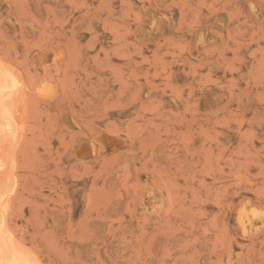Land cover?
I'll return each mask as SVG.
<instances>
[{
  "label": "rangeland",
  "instance_id": "rangeland-1",
  "mask_svg": "<svg viewBox=\"0 0 264 264\" xmlns=\"http://www.w3.org/2000/svg\"><path fill=\"white\" fill-rule=\"evenodd\" d=\"M0 60L40 264H264V0H0Z\"/></svg>",
  "mask_w": 264,
  "mask_h": 264
},
{
  "label": "bare ground",
  "instance_id": "bare-ground-1",
  "mask_svg": "<svg viewBox=\"0 0 264 264\" xmlns=\"http://www.w3.org/2000/svg\"><path fill=\"white\" fill-rule=\"evenodd\" d=\"M1 60H0V264H40L36 255L29 248H27L21 241H19L15 237V235L9 230L5 219L6 215H4L6 204L8 206L10 201L9 198L13 196L12 194L14 193L15 187H17L16 157L18 155L17 154L19 150L18 147H20L19 144L21 143V140L23 138L22 136L24 133L23 131H25L24 127L25 126L27 127V125H25L26 124L25 111L28 106L27 104L28 101L26 100L27 97L25 96L26 93L25 91H27L26 89L29 86L26 83L27 81H25L24 79L25 76L21 74L22 72L20 73L21 70L19 71L18 69H16V67H11L12 66L11 62L10 63L8 62L11 65L10 66L6 64L7 62ZM48 85H43L38 87L37 93L43 95L48 94V92L50 91Z\"/></svg>",
  "mask_w": 264,
  "mask_h": 264
}]
</instances>
